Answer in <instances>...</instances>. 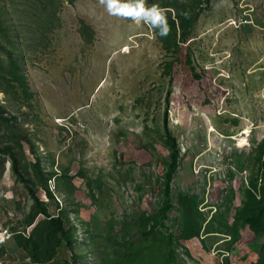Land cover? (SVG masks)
<instances>
[{
  "label": "rangeland",
  "instance_id": "374dc122",
  "mask_svg": "<svg viewBox=\"0 0 264 264\" xmlns=\"http://www.w3.org/2000/svg\"><path fill=\"white\" fill-rule=\"evenodd\" d=\"M174 1L152 0L146 7L156 5L173 15L171 5L163 4ZM30 3L0 0L4 6ZM203 4L189 38L173 56L163 51L150 25L110 15L99 0H67L52 34L53 49H44L34 30V47L26 51L42 127L30 122V111L29 117L18 114L17 121L28 118L25 133L39 137L44 159L54 155L61 171L70 168L61 189L55 176L48 184L57 196L68 190L73 201L63 193L65 203L60 198L56 211L47 205L51 213L64 206L75 225L84 229L82 222L89 223L92 233L101 236L114 227L123 236L134 231L131 216H163L167 201L172 206L164 221L180 230L177 221L186 206L180 196L189 194L204 214L199 235L207 242L181 241L178 264H254L264 231L242 224L236 215L248 190L259 198L262 184L261 175L256 189L251 186L264 160L259 157L264 139V0ZM25 12L16 16L25 21L31 17ZM83 25L87 29L79 32ZM0 102L6 103L4 94ZM166 132L177 155L170 180L164 178L172 158ZM17 149L24 161L34 162L29 147ZM45 166L51 163L46 160ZM34 187L47 202L40 187ZM27 193L9 157L0 155V227L11 231L0 247V264H44L34 263L19 240L31 230L25 228L28 215L38 214L36 200ZM76 210L78 214L72 212ZM205 228L210 233L204 234ZM83 229L79 244L89 242ZM28 249L33 252L30 245ZM46 258L51 259L45 264H65L70 251L63 245ZM81 264L104 263L90 255Z\"/></svg>",
  "mask_w": 264,
  "mask_h": 264
},
{
  "label": "trees",
  "instance_id": "16d2710c",
  "mask_svg": "<svg viewBox=\"0 0 264 264\" xmlns=\"http://www.w3.org/2000/svg\"><path fill=\"white\" fill-rule=\"evenodd\" d=\"M69 2L72 3L74 0H69ZM121 2H128V0H121ZM208 2L209 0H176L170 4H163L171 5L174 13L172 15L170 10L167 13L163 12L170 28L166 37H161L158 30L152 28L163 51L169 52L173 56L179 52L180 43L189 38L194 22L204 7L203 3L208 4ZM66 3L67 0H32V3L24 4L22 7L0 5V94H4L6 99L5 104L0 102V155L4 154L9 157L13 170L28 192L27 195L33 196L38 208L37 215L29 214L25 220V228L30 226L31 230L28 236L19 235L21 237L19 240L25 242V245L21 244V246L24 247L34 263H47L51 258L46 257L57 255L58 249L66 245L70 251V260L65 264H81L90 255L92 257L95 255V258L104 264H178L176 247L181 241L199 238L206 246L207 239L201 238L199 235L205 217L203 212L197 209L195 196L189 194L180 196L186 205L185 210L179 216V219L182 220L177 221L182 227L180 230L175 229V225L167 226L165 223L164 220L169 218L167 213L172 206V203L167 205V201H165L163 216H159L157 212L152 214L141 212L133 215L130 217L129 226L134 228V231L127 232L123 236L118 234L114 227L107 234L101 236L92 233L89 223L82 222L86 225L84 229L75 225V222H72V213H67L63 209H68L70 212L71 210L64 206L58 214L50 211V208H54L55 211L56 208L58 209L60 198L65 203L63 193L67 195L69 202L73 201L72 193L70 194L68 190L58 192L57 196L48 184L51 177L55 176L56 187L61 189L64 179L69 177L70 168L65 167L61 171L56 165L54 155L44 159L43 150L45 147L41 145L43 150L39 151V137H31L27 132L25 133L24 129L25 125L28 127V118L21 122L17 119L18 114H25L26 117H29L30 115L26 114V111H30L32 113L30 122L35 127L38 122V127H42L40 104L29 76L26 63L28 53L26 51L31 46L34 47L32 43L35 38L32 37L34 30L41 39L40 44L44 49H53L52 34L61 24ZM147 3L152 4V0H144L145 7ZM14 7L17 9L16 11ZM24 10L28 16H31L25 21L16 16ZM24 23L29 24L27 29L23 28ZM86 29L87 27L83 25L81 30L79 27V32H84ZM187 57L190 62L189 56ZM171 64L172 61L167 62V68ZM167 136L172 158L164 178L170 180L176 169L177 155L174 139L169 133ZM21 145L31 149L30 155L34 162L27 163L21 158L17 149ZM259 152V157H263L264 139L259 144ZM46 160L51 163V167L45 166ZM256 171V177L251 178V186L256 189L257 180L262 175V184L259 188L260 197L257 198L253 192L248 190L247 199L242 202L236 217H239L242 224H247L254 230L258 229L257 231H264V226H262L264 225V160L257 166ZM34 184H37L45 193L47 202L38 196ZM168 195L169 188L167 187L166 197ZM48 204L50 208L47 207ZM72 212L78 214V210ZM41 216L43 217L39 222L35 223ZM125 223L128 224V222ZM224 226V230L227 232V222ZM79 228L85 230L86 235L89 236L88 243H77L80 235ZM208 233L210 232L205 228L204 234ZM29 245L33 252H38L37 255L28 249ZM258 258L254 264H264V241Z\"/></svg>",
  "mask_w": 264,
  "mask_h": 264
},
{
  "label": "clouds",
  "instance_id": "9594fccd",
  "mask_svg": "<svg viewBox=\"0 0 264 264\" xmlns=\"http://www.w3.org/2000/svg\"><path fill=\"white\" fill-rule=\"evenodd\" d=\"M99 3L106 7L110 15H115L123 18H130L137 24L143 22L150 25L154 30H158L161 37H166L170 28L167 24V18L162 10L153 5L151 8H146L144 0H99Z\"/></svg>",
  "mask_w": 264,
  "mask_h": 264
},
{
  "label": "built area",
  "instance_id": "2783aa9c",
  "mask_svg": "<svg viewBox=\"0 0 264 264\" xmlns=\"http://www.w3.org/2000/svg\"><path fill=\"white\" fill-rule=\"evenodd\" d=\"M11 231L7 226L0 227V247H2L9 240Z\"/></svg>",
  "mask_w": 264,
  "mask_h": 264
}]
</instances>
